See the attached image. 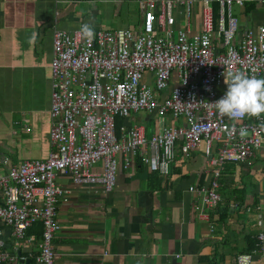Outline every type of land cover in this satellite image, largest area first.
Returning <instances> with one entry per match:
<instances>
[{"label":"crops","instance_id":"obj_1","mask_svg":"<svg viewBox=\"0 0 264 264\" xmlns=\"http://www.w3.org/2000/svg\"><path fill=\"white\" fill-rule=\"evenodd\" d=\"M145 1L0 0V177L8 176L22 162L47 160L53 151L55 29L74 31L85 23L94 32L138 29ZM214 9L219 13L217 0ZM232 11L239 37L264 23L262 0H249L243 7L233 5ZM173 17L175 29L198 32L199 0L189 16L184 6L177 5ZM168 94L169 90L163 91L161 97ZM122 121L121 127H143L148 139L161 133L165 125L182 126L180 120H159L147 113ZM181 147L179 142L173 159L159 170L140 159L127 167L119 158L109 193L102 186H75L69 176L59 173L56 182L67 191V200L58 208L61 230L53 240L55 264H238L241 254L257 253L261 246L257 236L264 234V153H257L251 165H214L217 148L210 157L203 147L185 158ZM94 171L103 173L104 163ZM214 182L221 199L207 208L203 198ZM3 203L0 189V206ZM33 225L19 240L0 220L5 243L0 252L8 254L2 264H20L21 259L34 264L43 234L29 233ZM252 263L264 261L257 253Z\"/></svg>","mask_w":264,"mask_h":264},{"label":"built area","instance_id":"obj_2","mask_svg":"<svg viewBox=\"0 0 264 264\" xmlns=\"http://www.w3.org/2000/svg\"><path fill=\"white\" fill-rule=\"evenodd\" d=\"M248 1L217 0L220 11L216 13L215 0H199L201 24L196 33L174 28L173 8L182 5L189 16L197 0L145 1L140 28L100 30L90 40L82 37L80 29H55L53 151L47 160L22 162L8 176L0 177L4 191L1 222L19 240L31 225L43 224V242L34 264H55L53 240L61 230L58 208L67 200V191L56 182L59 173L69 176L75 186H102L109 193L119 158L127 167L140 159L159 170L173 159L179 142L185 158L203 147L210 157L217 148L214 165H251L257 153H264V115L230 120L213 104L227 90L225 70L264 78V23L236 38L238 20L232 6L243 7ZM168 90V96L161 97ZM139 113L180 120L182 126L165 125L150 139L143 127H121L119 138L117 119L128 120ZM242 128L246 130L243 136ZM100 163H104L103 173L94 171ZM261 175L264 180V170ZM216 187L214 182L204 195L207 208L221 199ZM262 197L264 204V192ZM257 238L261 242L257 253L264 261V234ZM4 245L0 227V251ZM257 253L241 254L238 264H253ZM7 257L0 252V264Z\"/></svg>","mask_w":264,"mask_h":264},{"label":"clouds","instance_id":"obj_3","mask_svg":"<svg viewBox=\"0 0 264 264\" xmlns=\"http://www.w3.org/2000/svg\"><path fill=\"white\" fill-rule=\"evenodd\" d=\"M80 32L84 39L94 37L91 24L81 25ZM35 36L30 38V41ZM227 90L224 96L214 102V106L222 117L230 120H243L248 118L260 119L264 115V78L249 77L236 70H225L222 73ZM245 129L240 130L241 136Z\"/></svg>","mask_w":264,"mask_h":264},{"label":"trees","instance_id":"obj_4","mask_svg":"<svg viewBox=\"0 0 264 264\" xmlns=\"http://www.w3.org/2000/svg\"><path fill=\"white\" fill-rule=\"evenodd\" d=\"M121 121H122V119H117V122H116L117 133L120 132L121 125L123 124V121L122 122ZM29 230H28L29 233H34L37 235V237H40L43 234V226L41 223H37V224L33 225Z\"/></svg>","mask_w":264,"mask_h":264},{"label":"rangeland","instance_id":"obj_5","mask_svg":"<svg viewBox=\"0 0 264 264\" xmlns=\"http://www.w3.org/2000/svg\"><path fill=\"white\" fill-rule=\"evenodd\" d=\"M233 11L235 12V8L234 7H233ZM133 14H134V16L138 15V11H134ZM236 38H239V30H238V34L236 35ZM151 86L153 87L152 84H151Z\"/></svg>","mask_w":264,"mask_h":264},{"label":"water","instance_id":"obj_6","mask_svg":"<svg viewBox=\"0 0 264 264\" xmlns=\"http://www.w3.org/2000/svg\"><path fill=\"white\" fill-rule=\"evenodd\" d=\"M31 263V260L29 259V260H26V261H24V260H20V264H30Z\"/></svg>","mask_w":264,"mask_h":264}]
</instances>
